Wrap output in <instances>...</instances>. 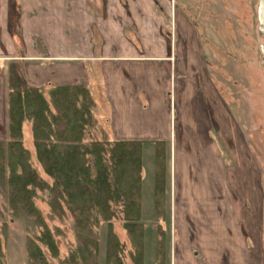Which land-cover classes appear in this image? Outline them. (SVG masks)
Here are the masks:
<instances>
[{
    "label": "crops",
    "instance_id": "crops-1",
    "mask_svg": "<svg viewBox=\"0 0 264 264\" xmlns=\"http://www.w3.org/2000/svg\"><path fill=\"white\" fill-rule=\"evenodd\" d=\"M158 1L160 8L155 0H16L18 8L26 11L24 27L31 42L26 45L32 50L20 56H0V60L17 62L32 88L87 86L99 106L97 119L106 130L98 136L143 142L142 217L154 216L155 189L147 199L145 184L149 175L155 176L156 144H165L171 186L170 264H252L245 262V252H252V240L257 246V226L252 221L255 207L252 194H244L242 188L252 193L257 182L228 176L237 163L227 165L229 156L235 158L225 133V93L214 81L202 50L195 49L196 25L177 3ZM139 10L146 20L133 19L131 11L139 14ZM147 21L153 27L155 50L143 53L134 44L146 31ZM165 23L176 28L175 34H163ZM116 35L126 43L123 54L83 51L87 44L112 42ZM127 37L136 42L129 43ZM68 39L80 44L81 53L70 54L59 46L46 54L35 51L39 42L60 45ZM5 90L1 95L5 118L0 125L7 133L8 85ZM234 125L242 126L238 120ZM148 185L152 186V180ZM234 234L249 237V244L235 242Z\"/></svg>",
    "mask_w": 264,
    "mask_h": 264
},
{
    "label": "trees",
    "instance_id": "trees-1",
    "mask_svg": "<svg viewBox=\"0 0 264 264\" xmlns=\"http://www.w3.org/2000/svg\"><path fill=\"white\" fill-rule=\"evenodd\" d=\"M14 64L7 81L8 134L0 141V264H7V216L27 225L28 264L60 261L63 231L51 229L47 220L71 221L75 242L60 264H100L103 228L108 230L105 264H125V245L113 231L116 221L138 249L132 258L140 264L145 254L143 142L99 137L97 106L87 86L32 88ZM29 126L34 154L23 142ZM156 145L155 219L166 176L165 144ZM34 158L49 179L35 168ZM40 199L50 209L48 218L37 204ZM161 249L162 239L159 256ZM164 259L157 264H165Z\"/></svg>",
    "mask_w": 264,
    "mask_h": 264
},
{
    "label": "rangeland",
    "instance_id": "rangeland-1",
    "mask_svg": "<svg viewBox=\"0 0 264 264\" xmlns=\"http://www.w3.org/2000/svg\"><path fill=\"white\" fill-rule=\"evenodd\" d=\"M160 8L161 4L155 0ZM163 5L178 4V7L189 16L190 20L196 25L195 49L202 50L206 59V65H209L214 74V81L220 84V90L225 93L227 99V119L226 136L227 145L231 149L235 161L229 156L227 160L228 167H233L237 163L235 170H228V176L231 179H252L254 183L257 182V187L253 186L252 193L250 188L243 187L244 194H252L253 204L255 207L252 221L257 226V246L252 245V252L250 249L245 252L248 256L246 263L251 261L252 264H264V22L261 14V0H166L162 1ZM176 4V5H177ZM180 4V5H179ZM26 11L18 8L16 0H0V56L4 57L7 54L25 55L30 53V48L26 45L30 42L27 32L29 30L24 27L23 14ZM181 13V12H179ZM184 14V13H183ZM131 16L135 20H146L143 11H131ZM166 16H164L165 18ZM123 19V14H120ZM121 22V21H120ZM167 22V21H166ZM151 22L147 21L146 31L139 38L137 42L135 39L127 37L129 43L136 42L137 50H144L143 53H149V48L154 49L155 39L151 35ZM163 34L172 36L175 34L176 28L173 25L165 23ZM193 27V26H188ZM144 29V28H142ZM184 29V28H183ZM190 30V29H189ZM190 36V35H189ZM14 37V39H13ZM134 40V41H133ZM190 40V39H189ZM16 41L15 47L14 42ZM68 39L67 43L60 45L55 43H38V53L50 52L54 47H61L65 52L70 54H79L82 51L80 44H75ZM191 41V40H190ZM19 43V44H18ZM31 44V42H30ZM84 45V44H83ZM91 45V48H89ZM76 47H78L76 49ZM191 47H189L190 50ZM103 54L108 52L112 55H120L126 51V43L119 42V37H116L112 42L90 43L83 47V51H93ZM155 50V49H154ZM46 52V53H45ZM198 56L201 57L200 52ZM10 61V60H9ZM8 60H0V120H4V114L1 113L3 92L7 89V81L9 75L10 64ZM204 64V68H207ZM208 66V67H209ZM8 92V90H7ZM2 95V96H1ZM6 95V94H5ZM8 95V94H7ZM94 102L97 106L98 103ZM237 116V117H236ZM234 118V119H233ZM234 120L242 125L237 127L234 125ZM100 124V122H99ZM100 129L96 133L106 131L103 125H99ZM25 127V136L23 138L24 145L34 154L33 141L31 138V128ZM0 141L6 140L7 134L4 126L0 125ZM151 159L150 157H147ZM146 158V163L148 162ZM156 164L158 157L155 154ZM161 159V158H160ZM239 160L242 166L241 172L239 170ZM35 168L41 173V176L49 179L42 171L41 167L36 163L34 158ZM166 167V166H165ZM153 169V168H152ZM157 168L155 165V172ZM167 171V167H166ZM144 173V172H143ZM152 180L151 185H148ZM163 194L157 208V216L160 218H152V213H146L142 217V222L145 225L144 237V259L140 264H157L158 259L165 257V264H170V239H169V224L170 219L167 217L170 214V199L169 181L167 174L163 179ZM238 182V180H237ZM156 187V178L152 179L149 175L147 184H145V191L147 199H150L149 192H152ZM232 189V187H230ZM239 189L238 187L234 188ZM155 201V198H154ZM37 204L42 210L46 218L50 213L47 204L38 200ZM148 205V204H147ZM148 207H150L148 205ZM152 210V206H151ZM8 226L6 230V239L4 240V254L6 256L7 264H28L26 242H27V225L22 220L13 219L10 216L6 218ZM51 229L55 227L63 231L59 238V247L61 250V260H65L75 242L74 235L70 229L71 221L53 222L47 220ZM159 228V229H158ZM156 230V232H155ZM160 230V233L158 231ZM108 230L103 228L101 230V253L100 264H105L106 255V241ZM115 234L119 240L125 245L124 263L137 264L132 256L138 250L130 242V236L123 227L121 221L114 223ZM159 234L162 235L159 238ZM235 237V242L243 243L250 242V238H241L238 234ZM256 238V237H255ZM162 239V249L160 256L157 253L159 241ZM250 248V247H249ZM246 250V249H244ZM236 254V261L238 260V251ZM253 255V258L250 257ZM59 260H54L52 264H60ZM173 262L175 260L173 259ZM176 263V262H175Z\"/></svg>",
    "mask_w": 264,
    "mask_h": 264
},
{
    "label": "water",
    "instance_id": "water-1",
    "mask_svg": "<svg viewBox=\"0 0 264 264\" xmlns=\"http://www.w3.org/2000/svg\"><path fill=\"white\" fill-rule=\"evenodd\" d=\"M261 14L262 20L264 22V0H261Z\"/></svg>",
    "mask_w": 264,
    "mask_h": 264
}]
</instances>
